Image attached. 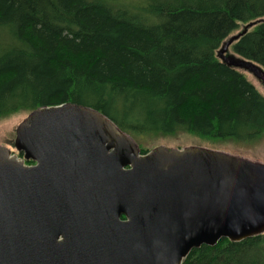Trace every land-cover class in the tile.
<instances>
[{
	"label": "trees",
	"instance_id": "trees-1",
	"mask_svg": "<svg viewBox=\"0 0 264 264\" xmlns=\"http://www.w3.org/2000/svg\"><path fill=\"white\" fill-rule=\"evenodd\" d=\"M261 19L264 0H0V119L72 103L135 139L256 144L264 95L217 52ZM232 52L264 69V22ZM183 264H264V234L204 245Z\"/></svg>",
	"mask_w": 264,
	"mask_h": 264
},
{
	"label": "water",
	"instance_id": "water-1",
	"mask_svg": "<svg viewBox=\"0 0 264 264\" xmlns=\"http://www.w3.org/2000/svg\"><path fill=\"white\" fill-rule=\"evenodd\" d=\"M246 33L218 58L264 87L260 65L224 56ZM15 150L23 159L0 146V264H183L204 245L264 234L262 163L197 146L141 154L72 103L29 113Z\"/></svg>",
	"mask_w": 264,
	"mask_h": 264
},
{
	"label": "rangeland",
	"instance_id": "rangeland-1",
	"mask_svg": "<svg viewBox=\"0 0 264 264\" xmlns=\"http://www.w3.org/2000/svg\"><path fill=\"white\" fill-rule=\"evenodd\" d=\"M112 3H117L119 5L131 6L139 4L140 0H109ZM264 22V19L251 22L248 24H243L240 28L235 31L229 38L223 43L220 49L217 52V57L219 52L222 51L223 47L234 37L241 35L243 32L252 31L257 25ZM233 44V43H232ZM232 44L227 48V51L224 53V56L234 57L235 55L232 52ZM219 59V58H218ZM220 60V59H219ZM241 72L246 79L253 84L258 91L264 95V87L252 74L245 70H238ZM29 113L21 112L10 116L5 119H0V146L9 148L13 153L20 157L18 152L15 150V137L16 130L19 125L27 118ZM133 138V137H132ZM134 141L139 146L146 149L148 152L157 146H165L169 149H183L190 146L204 147L213 150L222 151L233 156L241 157L253 162H258L264 164V137L256 144L246 145V144H236V143H223V144H213L204 140H201L197 137L188 134H180L177 136H168V137H153L146 136L140 138H133ZM21 158V157H20ZM29 165V164H28Z\"/></svg>",
	"mask_w": 264,
	"mask_h": 264
},
{
	"label": "flooded vegetation",
	"instance_id": "flooded-vegetation-1",
	"mask_svg": "<svg viewBox=\"0 0 264 264\" xmlns=\"http://www.w3.org/2000/svg\"><path fill=\"white\" fill-rule=\"evenodd\" d=\"M35 165V163L33 162V164H29V166H34Z\"/></svg>",
	"mask_w": 264,
	"mask_h": 264
}]
</instances>
